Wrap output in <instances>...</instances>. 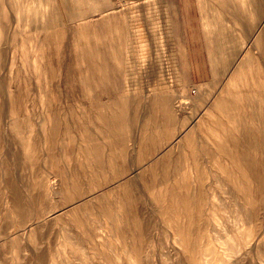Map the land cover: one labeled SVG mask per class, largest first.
<instances>
[{"label":"rangeland","instance_id":"374dc122","mask_svg":"<svg viewBox=\"0 0 264 264\" xmlns=\"http://www.w3.org/2000/svg\"><path fill=\"white\" fill-rule=\"evenodd\" d=\"M263 136L264 0H0V264H264Z\"/></svg>","mask_w":264,"mask_h":264},{"label":"bare ground","instance_id":"6f19581e","mask_svg":"<svg viewBox=\"0 0 264 264\" xmlns=\"http://www.w3.org/2000/svg\"><path fill=\"white\" fill-rule=\"evenodd\" d=\"M253 10H254V14H252V19H253V21L251 20V21H249V24H247V29H249L250 27H255V26H257L258 25V20H259V15H260V13H259V8H258V5H254V7H253ZM239 13H241V12H239ZM247 13V12H246ZM235 16H236V14H235ZM250 16V15H249ZM249 16H247L246 18H249ZM257 21V22H256ZM254 22V23H253ZM158 104V102L157 101H153L152 102V105H157ZM129 106H130V104L129 103H123L122 105H120L119 106V108L122 110L121 112H122V114H116L115 112L113 113V114H111L109 117L108 116H104L103 114H101V115H99L98 117L100 118V120H101V123L103 122V123H107V124H115L116 122H119V121H122V120H124V118L125 119H128L129 118V114H128V112L127 111H125V110H127L128 108H129ZM163 106H164V116H165V118L166 119H169V120H173V115H172V108H171V105L169 104V103H167V102H165V104H163ZM232 108V107H231ZM139 113V112H138ZM135 116V119H136V117H138L139 115L138 114H136V115H134ZM263 140H264V136H263ZM263 144H264V142H263ZM261 147L262 148H264L263 147V145H261ZM97 148V147H96ZM28 153V152H27ZM28 157H31V156H29L28 155ZM13 159H15L14 158V156H13ZM29 159V158H28ZM32 160V159H31ZM14 161V160H13ZM30 161V160H29ZM18 162V161H17ZM14 163H16V162H14ZM11 177V174L9 173V178ZM247 179V181H250V178H246ZM18 190L17 189H15L14 190V192H15V194H17L18 192H17Z\"/></svg>","mask_w":264,"mask_h":264}]
</instances>
